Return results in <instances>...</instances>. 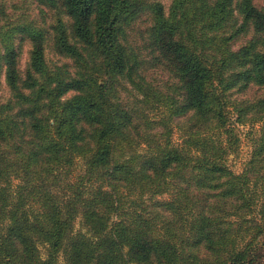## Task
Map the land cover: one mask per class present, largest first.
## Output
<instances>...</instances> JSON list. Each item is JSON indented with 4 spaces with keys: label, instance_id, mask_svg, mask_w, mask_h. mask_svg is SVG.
<instances>
[{
    "label": "trees",
    "instance_id": "1",
    "mask_svg": "<svg viewBox=\"0 0 264 264\" xmlns=\"http://www.w3.org/2000/svg\"><path fill=\"white\" fill-rule=\"evenodd\" d=\"M34 3L57 11L49 28ZM3 78L0 264L264 257V5L0 0ZM231 114L259 125L241 173Z\"/></svg>",
    "mask_w": 264,
    "mask_h": 264
},
{
    "label": "rangeland",
    "instance_id": "2",
    "mask_svg": "<svg viewBox=\"0 0 264 264\" xmlns=\"http://www.w3.org/2000/svg\"><path fill=\"white\" fill-rule=\"evenodd\" d=\"M161 1L165 7L167 8L171 2V0H159ZM255 2L258 5H264V0H255ZM38 3V2H37ZM37 3H34V5L31 8V14L39 19L41 23H43L46 27H50L56 19L58 18L57 11L52 8L44 7L42 4L38 5ZM41 10H44L46 15L45 18H43L41 15ZM67 16H63L64 20ZM145 24L142 23V26L144 27ZM135 38V36H133ZM20 50H21V67L25 68L26 63L29 58V53L31 49V44L28 40L20 41ZM47 59L50 62H55L62 64L63 62L71 61L69 59H65L63 56L59 55L56 51H52L50 48L47 50ZM9 91L6 87V84L4 82V78L2 79V83L0 84V96H3L4 99L8 97ZM234 115L231 114V125L235 127V132L238 135L239 141L238 144H236V149L233 151H230L227 156V164L228 166L235 172V173H241L245 167L248 159L250 158L251 151H252V140H251V133L252 131H255V129L259 128V125H239L235 123L234 121ZM222 139H224L226 136L225 134L220 135ZM176 143H181V137L180 133L175 130V134L173 136ZM76 166L72 170V173L70 174V180H76V177L78 175H81L84 173L85 165L82 159H79L76 162ZM169 195H159L156 196L155 199H168ZM264 252V249L261 251V253ZM60 264H64V261L61 260ZM256 264H264V257H259V260Z\"/></svg>",
    "mask_w": 264,
    "mask_h": 264
}]
</instances>
